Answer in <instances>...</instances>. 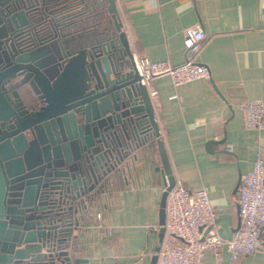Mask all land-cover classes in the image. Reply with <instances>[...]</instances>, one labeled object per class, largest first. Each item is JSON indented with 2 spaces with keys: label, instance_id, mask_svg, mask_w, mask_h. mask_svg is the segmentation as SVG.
I'll use <instances>...</instances> for the list:
<instances>
[{
  "label": "water",
  "instance_id": "1",
  "mask_svg": "<svg viewBox=\"0 0 264 264\" xmlns=\"http://www.w3.org/2000/svg\"><path fill=\"white\" fill-rule=\"evenodd\" d=\"M105 1L110 34L73 29L69 8L37 19L43 0H0V264L86 262L73 255L72 230L149 138L164 175L163 231L174 177L115 2Z\"/></svg>",
  "mask_w": 264,
  "mask_h": 264
},
{
  "label": "crops",
  "instance_id": "2",
  "mask_svg": "<svg viewBox=\"0 0 264 264\" xmlns=\"http://www.w3.org/2000/svg\"><path fill=\"white\" fill-rule=\"evenodd\" d=\"M114 2L128 45L150 60L177 64L189 53L181 43L182 29L196 24L204 33L193 59L207 66L208 76L176 85L165 75L153 78L159 100L153 112L173 177L189 189L205 186L215 209L214 227L228 238L238 223V178L254 157L264 165V113L259 128H244L238 108L248 98H259L264 106V0ZM84 6L89 10L90 2L69 4L72 8L64 14L69 17ZM70 19L76 20L71 27L81 32L84 23L91 25L89 17ZM133 154L71 232L73 255L86 259L81 264H148L157 252L163 233L157 222L164 185L161 164L155 144ZM96 212L101 227L96 226ZM218 251L217 264H230L224 244ZM197 264H215L213 251L206 249ZM237 264H264V242L240 255Z\"/></svg>",
  "mask_w": 264,
  "mask_h": 264
},
{
  "label": "built area",
  "instance_id": "3",
  "mask_svg": "<svg viewBox=\"0 0 264 264\" xmlns=\"http://www.w3.org/2000/svg\"><path fill=\"white\" fill-rule=\"evenodd\" d=\"M203 39L204 33L199 26H185L181 43L189 53L177 64L167 59L150 60L128 45L132 67L138 75V83L146 90L152 110L159 105L153 78L165 75L176 85L208 76L207 66L193 59V53L198 51ZM238 108L244 128L261 126L264 106L259 98L243 100L238 103ZM235 201L238 223L233 234L223 238L214 227L215 209L205 186L189 189L181 180L174 178L165 194L163 233L155 264H197L206 249L213 251L217 264L220 259L218 247L221 244L225 245L230 264H237L240 255L252 252L261 241L264 242V165L259 157H254L250 167L239 176ZM94 217L96 226L101 227L103 223L99 221V212ZM104 232L110 234L107 228Z\"/></svg>",
  "mask_w": 264,
  "mask_h": 264
},
{
  "label": "trees",
  "instance_id": "4",
  "mask_svg": "<svg viewBox=\"0 0 264 264\" xmlns=\"http://www.w3.org/2000/svg\"><path fill=\"white\" fill-rule=\"evenodd\" d=\"M87 0H68V4H72L75 2H86ZM90 2V9L88 10L86 6H84L83 8L79 9L78 11L74 12L73 14H71L69 17L67 18H76V17H85L86 18H90L89 20L91 21V25L89 26L87 23L83 24V27H86V31L93 34L94 30L97 27L103 25V29L108 33H113L115 32L113 23L111 21V19L109 17H103L102 15H100L98 12L104 11L106 12L107 15H109L107 9H106V4H95L92 3L94 0H88ZM104 1V0H103ZM88 16V17H87ZM78 19V18H77ZM84 19V20H85ZM71 20V19H70ZM149 141V142H148ZM152 141L151 138H149L147 140V142L150 144ZM117 172V171H116ZM115 172V173H116Z\"/></svg>",
  "mask_w": 264,
  "mask_h": 264
},
{
  "label": "flooded vegetation",
  "instance_id": "5",
  "mask_svg": "<svg viewBox=\"0 0 264 264\" xmlns=\"http://www.w3.org/2000/svg\"><path fill=\"white\" fill-rule=\"evenodd\" d=\"M36 1L37 0H34V3L32 2L34 7L36 6ZM43 1L46 4L45 9L43 10L42 7H39V8H36L35 11H34V16H36L37 19L39 17V14L43 13L44 11L45 12L46 11L52 12L56 8H60V9H62V8H69V9H71L70 7H68V5H69L68 2H67L68 0H43ZM57 10H59V9H57ZM63 16H64V18H63L64 21H66V20L68 21L69 20L67 18L66 14L63 13ZM102 27L103 26H99V27L96 26V28L94 30V33H96V31L102 30L103 29ZM85 31H86V29H85Z\"/></svg>",
  "mask_w": 264,
  "mask_h": 264
}]
</instances>
